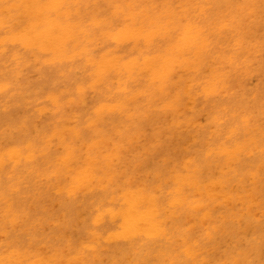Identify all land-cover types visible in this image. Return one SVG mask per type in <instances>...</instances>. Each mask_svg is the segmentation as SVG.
I'll return each mask as SVG.
<instances>
[{
  "label": "bare ground",
  "instance_id": "bare-ground-1",
  "mask_svg": "<svg viewBox=\"0 0 264 264\" xmlns=\"http://www.w3.org/2000/svg\"><path fill=\"white\" fill-rule=\"evenodd\" d=\"M210 1L180 7V0H0V111L27 95L31 82L19 81L32 63L88 72L65 102L50 87L29 108L39 119L35 139L0 134V264H244L250 258L264 264V207L256 205L264 193V111L254 116L263 106L237 104L230 88L219 102L230 83L215 87L203 76L206 63L235 38L216 27L227 11ZM101 54L107 63L98 61ZM182 55L189 70L201 69L195 71L201 90L192 89L190 99L218 101L220 132L210 133L197 155L142 174L144 160L130 159L144 145L140 124L163 126L195 81L167 82L180 77L173 65ZM173 88L177 100L168 92ZM90 90L100 92L91 106ZM152 92L158 108L151 106ZM65 104L88 109L68 118ZM50 115L59 117L47 122ZM41 163L48 165L43 173ZM32 173L65 209H88L75 240L50 214L39 217L40 189L23 192ZM46 229L51 238L38 235ZM238 234L255 237L241 247Z\"/></svg>",
  "mask_w": 264,
  "mask_h": 264
},
{
  "label": "rangeland",
  "instance_id": "rangeland-1",
  "mask_svg": "<svg viewBox=\"0 0 264 264\" xmlns=\"http://www.w3.org/2000/svg\"><path fill=\"white\" fill-rule=\"evenodd\" d=\"M170 1L171 0H165L166 3ZM195 1L196 0H180L179 6L186 7L185 4H191ZM210 2L216 9L219 8L221 11H227L225 18H220L218 26L216 27L222 29L227 38L232 35L235 38H231L229 40L230 43L228 42V46L225 44V48L221 47L220 52L212 57L214 60H212L211 63H206V67L204 66L205 68H202L204 70L203 76L212 77L214 82L211 83L215 87H217L223 80L230 83L225 86L226 88L221 90L222 95L219 98V102L226 101L228 99L227 95H229L226 91L229 88L231 91L233 89L235 92L233 99H235L237 104H240V102L244 100L248 102L250 106L255 108L263 106L261 107L262 110L254 115L259 116L261 115V112L264 111V0H211ZM244 3L247 8L243 10ZM234 19H238V22L231 24L230 22ZM234 44L245 58L231 60L234 57L233 54H240L238 52H233ZM196 50L198 51L199 49L196 47L192 48V51ZM95 51L96 49L93 51V56L98 55ZM226 55L233 56L226 58ZM181 57H183V55L177 58L179 60L173 65L175 68L178 67L180 77L177 78L176 76H171L167 79V82L174 87L179 82V84L183 82L187 83L189 81L187 78L195 79V81L192 83V86L186 87L187 92L184 94V104L176 113H167L163 120V126L160 127L159 123L150 124L142 122L140 124L139 131L142 135L144 134L142 138L144 140V145L143 148H141L142 145L137 147L132 152L130 159L138 158L144 160V164L139 161V163L142 164L140 166V172L142 174L155 172L161 163H171L173 160L178 161L184 155H187V153L197 155V152H200L201 149L206 146V141L210 137V133L218 134L220 132V127L214 119L219 111L214 104L218 101L206 100L205 98L200 97L196 104L194 100L190 99L192 96V89H194L195 92L201 90L202 82L201 80H197L199 78L195 72L200 71L201 69L197 67L196 69L189 70L184 59ZM96 58L98 61L105 60L107 63L103 54ZM224 59L228 60L226 64L222 62ZM246 71H248V74L244 73ZM26 73L28 77L22 78L19 81V84H21V86H26L28 82H31L27 95L21 99V101L12 102L8 111H0V118H3L4 120L3 123L0 124V134L3 133L4 136L11 134L16 140H18V137L14 136H17L20 133L22 134L23 132L30 137H34V139L37 137L35 121H38L39 119L38 117H34L33 113L29 111V108L35 102L43 101L45 93L50 87H54L55 91L62 96L63 102H65L69 93L74 90L75 83L82 81L88 76V72L85 71L83 66L70 71L64 70L58 65L42 64L34 66L33 63L30 65V68ZM180 78H182V81H179ZM84 84L86 83L84 82ZM172 85L170 86L172 87ZM168 92L173 100H177L179 92L176 88H173V90L170 89ZM98 93L93 92L92 90L89 91L87 98L89 106L92 105V102L94 101L93 99ZM151 94L153 97V103L151 106H156L157 108L160 107L161 104L156 105V96H154L153 92ZM225 107H227V104ZM63 108L64 113L68 118H72L73 113L77 111L84 112L85 109H88L82 107L78 108L76 105L73 106L69 104L63 105ZM239 111L241 112L242 109ZM53 117V115H50L47 122H51ZM58 117L59 116H56L54 119H58ZM161 117H163V114ZM176 122H178V124H175ZM171 130L172 132H175L176 130L174 136H172ZM55 142L57 143V141ZM47 166L48 165L43 163L38 164L37 170L43 173ZM37 175L38 173H32L29 176L28 183L27 181H24L23 185L25 187L23 188V192H26V195L28 194L29 196L34 192L38 194L40 189L41 194L39 196L41 200V212L39 217L50 214L56 219L57 223H60L61 226L68 230L67 234L72 236L75 240L86 223L85 219L88 209L83 208L82 205L74 207L73 210L65 209L61 206L58 194L54 189L51 192H48V190L45 189L46 187H41L44 180ZM259 185L263 187L262 182L258 184V186ZM32 199L29 200L32 201ZM256 201V205L261 203L264 207V193H262ZM242 206L243 204L239 205L240 208ZM30 208L31 206H27L25 210V212L28 213V217H31L32 214H34L31 212ZM46 210L47 212H45ZM253 212H255V207ZM246 216L247 215L244 213L245 221H248L249 219H251V221L253 220L254 216L251 218H245ZM252 224L254 226L253 222ZM252 229H254V227H252ZM42 231L43 230H40L38 234L41 237L45 236L46 238H51V235H53V233H49L48 229H46L44 234H41ZM253 237L255 236L252 234H238L235 236L234 240L236 242L238 240L241 247H245L247 242ZM260 260H264V256H261ZM249 262L253 264L252 258H250L249 261L244 262V264H248Z\"/></svg>",
  "mask_w": 264,
  "mask_h": 264
}]
</instances>
